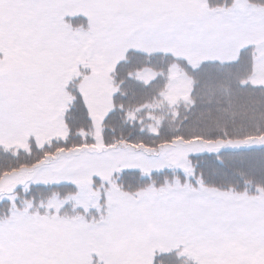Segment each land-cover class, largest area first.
<instances>
[{"label":"snow or ice","instance_id":"6c2138e0","mask_svg":"<svg viewBox=\"0 0 264 264\" xmlns=\"http://www.w3.org/2000/svg\"><path fill=\"white\" fill-rule=\"evenodd\" d=\"M0 264H264V0H0Z\"/></svg>","mask_w":264,"mask_h":264}]
</instances>
